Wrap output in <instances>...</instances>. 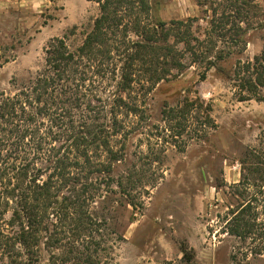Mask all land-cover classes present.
Masks as SVG:
<instances>
[{
    "label": "rangeland",
    "instance_id": "obj_1",
    "mask_svg": "<svg viewBox=\"0 0 264 264\" xmlns=\"http://www.w3.org/2000/svg\"><path fill=\"white\" fill-rule=\"evenodd\" d=\"M148 2L170 34L160 45L173 50L155 62L163 80L145 90L135 84L136 93L147 94L140 97L143 112L122 116L129 132L111 139L120 154L119 160L110 159L112 172L92 177L97 190L88 214L102 224L103 244L114 248L112 260L102 264H264V88L258 96L241 85L263 55L264 0ZM9 3L0 9L5 97L36 78L53 40L79 47L82 28L93 26L101 14L99 4L88 0ZM121 15L113 43L117 59L141 40L131 30L135 18L151 20L150 13L133 6ZM73 27L78 31L71 35ZM187 101L195 106L187 122L181 120L187 127L176 133L165 111ZM248 200L246 220L255 230L242 240L229 234L231 212ZM184 245L192 250L190 261L184 259Z\"/></svg>",
    "mask_w": 264,
    "mask_h": 264
},
{
    "label": "trees",
    "instance_id": "obj_2",
    "mask_svg": "<svg viewBox=\"0 0 264 264\" xmlns=\"http://www.w3.org/2000/svg\"><path fill=\"white\" fill-rule=\"evenodd\" d=\"M88 1L98 3L101 14L93 26L82 28L83 43L72 49L64 38L53 40L36 78L13 97L0 94V258L6 259L5 264L112 260L109 252L114 248L103 244L102 224L88 214L97 190L92 177L112 172L110 159L117 161L120 154L113 151L111 139L129 132L122 116L143 112L140 97L147 94L136 93L135 84H143L140 89L145 90L163 80L165 74L155 62L173 49L160 45L170 34L167 25L151 15L148 0ZM131 6L150 13L151 20L145 24L141 17L135 18L131 30L141 40L129 44L117 59L113 43L123 24L121 13ZM77 31L73 27L70 34ZM117 62H123L121 67ZM263 64L264 51L241 80L251 95L259 96L264 88ZM104 90L108 95L103 97ZM194 106L187 101L165 111L170 128L184 131L187 125L181 120L187 122ZM208 118L203 116L205 126ZM251 202L243 201L231 212L229 234L242 240L255 230L246 220ZM182 252L184 259L192 260L187 245Z\"/></svg>",
    "mask_w": 264,
    "mask_h": 264
},
{
    "label": "crops",
    "instance_id": "obj_3",
    "mask_svg": "<svg viewBox=\"0 0 264 264\" xmlns=\"http://www.w3.org/2000/svg\"><path fill=\"white\" fill-rule=\"evenodd\" d=\"M16 2H19L21 0H15ZM35 1V4H37L38 1H43V0H34ZM9 2H12V0H0V9L1 8H6L7 6H9L11 3Z\"/></svg>",
    "mask_w": 264,
    "mask_h": 264
}]
</instances>
